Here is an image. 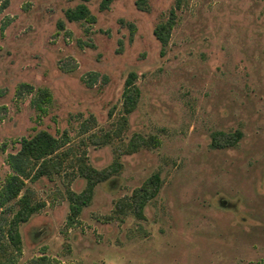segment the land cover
Masks as SVG:
<instances>
[{
	"label": "rangeland",
	"instance_id": "rangeland-1",
	"mask_svg": "<svg viewBox=\"0 0 264 264\" xmlns=\"http://www.w3.org/2000/svg\"><path fill=\"white\" fill-rule=\"evenodd\" d=\"M100 2L87 4L88 23L65 18L82 0H0V185L21 138L44 130L68 141L61 174L23 190L44 207L19 226L17 264L42 255L54 264H264V0H146L145 11L135 0L104 11ZM174 8L162 48L153 29ZM131 72L140 95L126 130L88 143L115 129ZM38 90L51 95L44 112ZM216 132L241 138L216 149ZM134 135L150 146L118 152ZM81 153L97 170L118 157L121 169L68 227L66 190L86 182L63 174ZM154 175L159 191L142 219L119 212ZM5 208L9 220L17 206Z\"/></svg>",
	"mask_w": 264,
	"mask_h": 264
},
{
	"label": "trees",
	"instance_id": "trees-1",
	"mask_svg": "<svg viewBox=\"0 0 264 264\" xmlns=\"http://www.w3.org/2000/svg\"><path fill=\"white\" fill-rule=\"evenodd\" d=\"M91 0H82L75 9H69L65 12V18L68 22L85 21L94 23L95 17L91 15L87 4ZM114 0H101L99 10L108 9ZM135 6L140 11H145L146 0H135ZM177 0L175 7H178ZM4 7V4L1 8ZM175 25V8L170 10L168 19L159 23L153 29V36L159 45L165 47L170 39V34ZM131 32L133 27L130 26ZM137 75L133 72L129 73L124 81L121 94V116L116 122L113 131L97 136L90 134L87 142L96 145H107L113 138H119L126 130L127 119L137 106L139 100V89L135 85ZM37 96L40 101L37 107L44 112L40 104H48L51 102V95L46 90H38ZM111 114V113H110ZM65 137V136H64ZM63 138V137H62ZM58 139L47 131H39L31 137H23L19 140V149L15 153L8 154L6 164L10 172L5 176L0 185V264H17L21 257V237L19 226L25 223L29 218L37 213L42 207L43 202H35L33 193L30 190H24L27 182H35L42 177L52 178L54 175L61 174L63 164L66 162L65 152H60L61 148L68 143L67 139ZM241 138V133L227 134L216 132L212 135L211 145L213 148L222 149L233 147ZM153 140V139H152ZM154 144L156 141H152ZM123 143V142H122ZM82 144L83 141H82ZM150 146L149 140H145L138 135H134L126 144H122L118 152L122 154H131L140 147ZM120 148V147H118ZM85 154L81 153L71 161V171L64 173V177L69 178V183L74 177L85 180V187L80 193H74L69 189L66 190V196L69 203V215L67 217V226L71 227L76 224V218L87 207L94 194L95 187L107 180L110 176L119 173L121 163L116 157L113 162L102 170H97L87 163ZM160 180L154 175L147 180L140 188L136 189L130 198L125 199L117 205L118 211L123 209L132 210L135 216L142 219V210L146 204L153 199L159 191ZM14 202L17 206L16 212L11 219L4 216L8 211L6 206L10 202ZM54 262L45 255L30 260L29 264H54ZM59 264V263H56Z\"/></svg>",
	"mask_w": 264,
	"mask_h": 264
}]
</instances>
